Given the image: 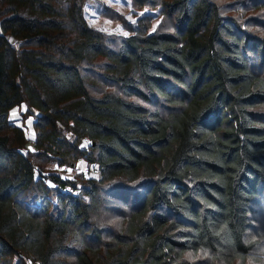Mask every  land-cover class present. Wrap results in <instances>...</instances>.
Here are the masks:
<instances>
[{"label":"trees","instance_id":"trees-1","mask_svg":"<svg viewBox=\"0 0 264 264\" xmlns=\"http://www.w3.org/2000/svg\"><path fill=\"white\" fill-rule=\"evenodd\" d=\"M82 1L0 0V264L252 261L264 0H131L148 15L119 39ZM21 103L31 147L8 120ZM79 159L96 176L65 174Z\"/></svg>","mask_w":264,"mask_h":264},{"label":"rangeland","instance_id":"rangeland-1","mask_svg":"<svg viewBox=\"0 0 264 264\" xmlns=\"http://www.w3.org/2000/svg\"><path fill=\"white\" fill-rule=\"evenodd\" d=\"M219 1L222 3L229 1H234V3L241 2V0ZM82 8L84 18L86 19L88 25L113 39H119L130 35L131 33L128 28L129 24L135 25L138 19L148 15L145 8H137L131 0H83ZM247 14L250 19L248 22L253 23L250 24L248 29L256 31L257 35L264 38V25H262L264 22V7L257 10H251V12L249 11ZM156 23L157 18H153L148 29V33H151L154 30ZM96 80V86L101 92H103V89L117 91L114 86L104 85L100 79ZM91 91L93 93H97L95 87L91 88ZM26 109L27 107L24 103L15 106L9 111L8 120H11L15 125L24 130L27 138L29 139V147H31L34 141V132L32 129L34 115L26 113ZM65 172V174H69L72 178H75L80 174H83L85 177L96 176L95 168L93 166H87L80 159L74 167L67 168ZM256 205H258V202L252 206L250 213V236L258 239H264V220L262 211V209H264V204L260 203V205L255 208ZM101 213H103L102 210ZM105 220L110 223L113 222V218ZM258 250V253H256L252 261L248 260L247 263L244 264H264V246H261Z\"/></svg>","mask_w":264,"mask_h":264},{"label":"built area","instance_id":"built-area-1","mask_svg":"<svg viewBox=\"0 0 264 264\" xmlns=\"http://www.w3.org/2000/svg\"><path fill=\"white\" fill-rule=\"evenodd\" d=\"M28 262H29V264H37V263H35V262H33V261L29 260V259H28Z\"/></svg>","mask_w":264,"mask_h":264}]
</instances>
